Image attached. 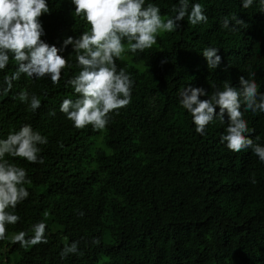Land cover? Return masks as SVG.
Instances as JSON below:
<instances>
[{"label":"trees","instance_id":"1","mask_svg":"<svg viewBox=\"0 0 264 264\" xmlns=\"http://www.w3.org/2000/svg\"><path fill=\"white\" fill-rule=\"evenodd\" d=\"M47 3L49 13L39 18L41 39L69 64L60 83L21 74L5 93L4 77L17 69L11 53L0 70V139L25 124L47 139L37 145L42 164L5 157L23 167L31 183L23 185L29 196L9 209L20 220L6 226L0 264H264V162L252 148L234 152L221 141L227 113L200 134L180 104L188 86L204 89L208 95L199 98L206 100L225 84L239 90L241 76L264 93L261 0L247 9L242 0H189V11L202 5L206 23L192 25L186 16L143 52L132 53L123 40L126 50L116 64L134 81L131 102L111 112L103 130L77 129L60 111L64 99L79 98L68 81L81 70L73 49L90 25L75 15L72 0ZM148 3L165 21L179 6L178 0ZM68 37L73 40L65 46ZM206 48L219 50V67H208ZM25 91L40 99L37 110L19 100ZM240 110L250 130L245 135L264 146V112L246 109L242 97ZM38 222L46 224L47 243L21 247L11 241L20 231L32 236ZM74 241L77 253L62 258Z\"/></svg>","mask_w":264,"mask_h":264},{"label":"clouds","instance_id":"2","mask_svg":"<svg viewBox=\"0 0 264 264\" xmlns=\"http://www.w3.org/2000/svg\"><path fill=\"white\" fill-rule=\"evenodd\" d=\"M178 3V7L172 8L175 16L165 21L161 18L160 8L152 3L145 6V0H72L75 15L83 14L90 25V30L83 32L73 49L81 70L68 81L79 98L75 101L64 99L60 105V111L66 114L75 128L92 125L96 130H103L109 123V114L131 102L134 81L123 68L118 71L116 64L126 50L123 40H127V50L143 52L157 43L160 33L175 31L179 27L177 22L186 16L192 25L207 22L200 3L192 4L190 11L189 0H178ZM252 3L253 0H242V7L247 9ZM261 3L264 4V0ZM49 11L47 0H0V70L9 64L10 53L17 64L16 71L4 77L5 93L11 91L13 81L18 80L21 74L37 79L47 76L53 84H59L62 70L69 67L68 60L58 54L60 50L41 39L44 30L39 18ZM232 19L240 23L236 17ZM222 26L228 28L229 19L225 18ZM72 40L68 37L64 45L72 43ZM218 51L216 48L203 50L209 68L219 67L221 57L217 55ZM239 84V90L225 84L222 91L215 92L206 100L199 98L208 95L204 89L188 86L180 92V104L191 114L196 132L200 134L214 117L218 115L223 120L227 113V134L221 137V141L227 142L228 149L234 152L252 148L264 162V146L254 144L245 135L250 130L240 110L242 97L246 109L253 113L264 112V93L258 92L255 80L241 76ZM19 100L33 111L41 106L40 99L36 95L30 97L26 91L19 94ZM217 106L219 113L216 112ZM46 143L47 139L28 124L0 139V241L6 238V226L15 225L20 220L19 215L9 209L15 210L29 196L23 185L31 183L26 180V170L5 157H19L30 163L42 164L43 159H38L40 149L37 145ZM31 231L33 235L29 238L26 239V232L20 231L11 237V241L21 247L47 243L44 222L34 224ZM78 243L74 241L70 246L66 245L61 257L77 253Z\"/></svg>","mask_w":264,"mask_h":264}]
</instances>
